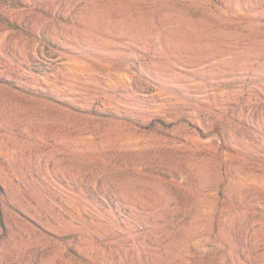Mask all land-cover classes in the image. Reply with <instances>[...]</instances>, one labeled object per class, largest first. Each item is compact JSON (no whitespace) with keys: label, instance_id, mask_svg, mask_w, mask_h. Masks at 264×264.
<instances>
[{"label":"rangeland","instance_id":"obj_1","mask_svg":"<svg viewBox=\"0 0 264 264\" xmlns=\"http://www.w3.org/2000/svg\"><path fill=\"white\" fill-rule=\"evenodd\" d=\"M1 16L0 264H264V0Z\"/></svg>","mask_w":264,"mask_h":264},{"label":"trees","instance_id":"obj_2","mask_svg":"<svg viewBox=\"0 0 264 264\" xmlns=\"http://www.w3.org/2000/svg\"><path fill=\"white\" fill-rule=\"evenodd\" d=\"M1 21H2V23L4 24V26L6 27V28H9V29H14V30H17V31H19V30H22V31H26V32H29L28 30H25V29H23L22 27H20V25H18L17 23H15V22H13V21H11V20H9L7 17H5V16H1V19H0ZM26 34H30V33H26Z\"/></svg>","mask_w":264,"mask_h":264}]
</instances>
